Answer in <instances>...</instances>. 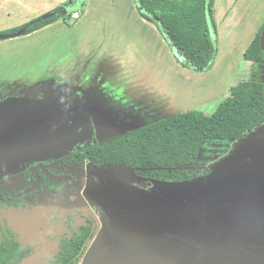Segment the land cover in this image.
I'll use <instances>...</instances> for the list:
<instances>
[{"label": "rangeland", "instance_id": "rangeland-1", "mask_svg": "<svg viewBox=\"0 0 264 264\" xmlns=\"http://www.w3.org/2000/svg\"><path fill=\"white\" fill-rule=\"evenodd\" d=\"M83 1L76 18L60 19L30 38L0 39V221L23 248L33 249L19 264H47L49 234L83 221L75 211L68 218V205L96 221L106 212L100 215L95 207L101 206L76 197L82 192L69 187L63 186L66 193L34 192L31 200L30 192L22 195L29 182L21 171L34 164L71 187L98 191L124 182L159 202L175 195L196 200L192 215L202 216L210 228L195 229L202 225L195 227L192 216L188 235L179 229L184 223L169 217L164 229L171 241L160 243L153 257L124 264H264V206L257 200L264 199V124L242 138L205 140L189 167L207 171L191 181H151L131 168L64 163L72 153L152 118L188 109L211 114L240 80L259 83L264 93V58L242 57L264 23V10H235L236 0H215L213 64L195 70L180 63L134 0ZM139 103L148 110L132 122L128 107ZM103 221L96 244L78 264L100 263L116 253L109 245V218ZM220 229L228 234L220 235ZM148 234L142 229L141 240Z\"/></svg>", "mask_w": 264, "mask_h": 264}, {"label": "trees", "instance_id": "trees-1", "mask_svg": "<svg viewBox=\"0 0 264 264\" xmlns=\"http://www.w3.org/2000/svg\"><path fill=\"white\" fill-rule=\"evenodd\" d=\"M83 0H66L29 22L1 31L12 34L24 27L22 35L34 32L57 20L64 22L74 11L84 6ZM140 16L152 22L183 66L195 70L209 69L214 60L216 35L215 0H134ZM260 27L243 52V59L261 61L264 58ZM264 124V93L259 83L240 80L229 88V96L213 113L188 109L142 124L123 134L104 139L67 156L71 163L82 161L96 168L125 167L151 181H191L201 174L190 168L201 144L208 139H237L249 130ZM30 177V173L28 174ZM42 185L55 181L39 172ZM33 181L34 178H33ZM88 224H80L74 233L59 238L57 248L47 264H78L86 252L91 234ZM0 264H19L29 254L14 234L0 224Z\"/></svg>", "mask_w": 264, "mask_h": 264}, {"label": "water", "instance_id": "water-1", "mask_svg": "<svg viewBox=\"0 0 264 264\" xmlns=\"http://www.w3.org/2000/svg\"><path fill=\"white\" fill-rule=\"evenodd\" d=\"M51 15H54V13L45 14L43 18ZM25 28L12 34H0V39L21 36ZM52 178L55 180L60 179L54 176ZM83 195L89 201L103 207L106 211L111 228V232L109 230V245H112L116 251V253L112 252L110 259L107 258V260L94 264H124L127 260L155 256V253H159L156 249L160 243L171 241L172 234L164 229L165 220H169V217H172L173 221L179 220L184 223L179 229L184 228L188 235H190V232H188L187 223L190 222L192 216L198 220V222L194 223L195 227L198 224L202 225V227L195 229H208L211 225L209 224L208 227H205L202 216L195 217V215H192L197 207L196 200H189L182 195H175L159 202L156 198L147 196L136 187L124 182L110 183L98 191L84 189ZM257 200L264 206V199L258 197ZM182 214H184L183 217ZM224 220L226 218L223 216ZM144 226L146 228H142ZM142 229L149 230V234L143 240H141ZM214 230L216 231V229ZM220 230V235L224 234L226 236L228 234L226 230ZM217 233L219 234V232ZM239 233L247 234L245 230H240ZM185 240L186 238H182L180 243H184ZM150 250L151 253L147 254Z\"/></svg>", "mask_w": 264, "mask_h": 264}, {"label": "flooded vegetation", "instance_id": "flooded-vegetation-1", "mask_svg": "<svg viewBox=\"0 0 264 264\" xmlns=\"http://www.w3.org/2000/svg\"><path fill=\"white\" fill-rule=\"evenodd\" d=\"M144 115H145V112H143V109H142L141 105H131V106H129L128 107V110H127V113H126V116L127 117L132 118V122L135 121L138 117L140 118V117H142ZM143 124H145V123H143ZM53 162H55L57 165H60V163H57V161H53ZM64 163H65V165L68 166V168H78V169H81V168H83L84 165L86 166V164H88V163H86L84 161H82L81 163H71V162H69L67 160H65ZM88 166H91V165L88 164ZM40 171H43L51 180H53V181L56 182V183H54V185H53L52 188L50 187V185H49L50 183L49 182H45L44 185H42L43 184L42 183V180H40V177H39V172ZM48 172H49L48 170L43 169L42 166L39 167V165H36V164H34L33 166H30V169H28V170L26 169V171H21V173L23 174L24 179H27L28 182H29L28 183L29 187L26 189L27 191L24 194H22V195H26L28 192H30V200H31V197H32L31 194L32 193L41 191L43 189H45V190L46 189H50L52 191L65 192L66 193L71 188V189H73L74 192H77L78 190H80L82 192L81 195H76L74 193L76 197H78L80 199H83V201H84V199H86L84 197V195H83V190L84 189H87L85 186L84 187H81V185H80L79 187L78 186L71 187L70 185H68L64 181H62L61 179L55 180L54 178H52L53 175L50 174V172L49 173ZM29 173H30V177L28 176ZM0 178H3V177L0 176ZM33 178H34L35 181H33ZM63 186L64 187H69V190L67 191L66 188H64ZM17 195H18V193H17ZM11 200H14V197ZM21 204H23V202L20 203V205ZM92 205L95 207L94 204H92ZM83 206H84V203H83ZM68 207H71L69 209L70 212H69V217L68 218H70V214H72V212L75 211L79 215H81V217L83 218V221H81L80 223H77V224L72 223L73 221H70V222H68V225H67V227L65 229L59 230V231H55V232H52V233L49 234V237H50L49 239L50 240H53V244L51 246H49L50 247V251L52 253L51 256L53 255L54 250L57 248V243H58L59 238H62V236H67L68 234L74 233V231L76 230V228H78V226L80 224H83V223L88 224L90 226V229H91V231H90L91 234H90L89 239H88L87 244H86L87 245V248H86V252L84 253V255H85L87 253V249H89V247H91V246L93 247L96 244L95 243L96 242V239L98 240V238L100 236V231L102 230L101 227H102L103 222H104L103 221V217L108 218L107 215H106V212L102 213V211L104 210L103 207H100V209H99V207H95L99 211L100 215L102 213L101 216H98V220L97 221L90 214H88V212H83L82 213L79 210L76 211L70 205H68ZM84 213H86L87 215H82ZM0 224L3 225L1 221H0ZM3 226H5V225H3ZM0 234H1V232H0ZM14 237H15V234H14ZM15 239H16V237H15ZM25 249H27V248H25ZM28 250L30 251V254L33 251V249H28ZM82 261H83V259H82Z\"/></svg>", "mask_w": 264, "mask_h": 264}, {"label": "crops", "instance_id": "crops-1", "mask_svg": "<svg viewBox=\"0 0 264 264\" xmlns=\"http://www.w3.org/2000/svg\"><path fill=\"white\" fill-rule=\"evenodd\" d=\"M65 1L66 0H0V32L21 26L29 22L30 20L35 19L56 8L58 5L64 3ZM237 4H239V6ZM254 4H256V6H254ZM257 8L264 10V0H236V5L233 9L247 11L249 9ZM57 22L58 20L34 32L26 34L25 36L26 38H30V36H32L33 34L53 27ZM261 27H263L261 45L264 50V23ZM134 105H141L143 112H145L146 115V112L148 110L146 106H144L142 103Z\"/></svg>", "mask_w": 264, "mask_h": 264}, {"label": "built area", "instance_id": "built-area-1", "mask_svg": "<svg viewBox=\"0 0 264 264\" xmlns=\"http://www.w3.org/2000/svg\"><path fill=\"white\" fill-rule=\"evenodd\" d=\"M72 15H73V17H78V15H79V11L77 10V11H74L73 13H72Z\"/></svg>", "mask_w": 264, "mask_h": 264}]
</instances>
